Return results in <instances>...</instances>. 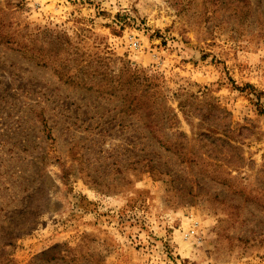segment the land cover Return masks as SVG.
<instances>
[{
	"label": "rangeland",
	"instance_id": "rangeland-1",
	"mask_svg": "<svg viewBox=\"0 0 264 264\" xmlns=\"http://www.w3.org/2000/svg\"><path fill=\"white\" fill-rule=\"evenodd\" d=\"M0 264H264V0H0Z\"/></svg>",
	"mask_w": 264,
	"mask_h": 264
},
{
	"label": "built area",
	"instance_id": "built-area-1",
	"mask_svg": "<svg viewBox=\"0 0 264 264\" xmlns=\"http://www.w3.org/2000/svg\"><path fill=\"white\" fill-rule=\"evenodd\" d=\"M133 48L137 49L139 47V44L137 42H132Z\"/></svg>",
	"mask_w": 264,
	"mask_h": 264
},
{
	"label": "trees",
	"instance_id": "trees-1",
	"mask_svg": "<svg viewBox=\"0 0 264 264\" xmlns=\"http://www.w3.org/2000/svg\"><path fill=\"white\" fill-rule=\"evenodd\" d=\"M248 87H251V86H248ZM233 148H235V147H233Z\"/></svg>",
	"mask_w": 264,
	"mask_h": 264
}]
</instances>
